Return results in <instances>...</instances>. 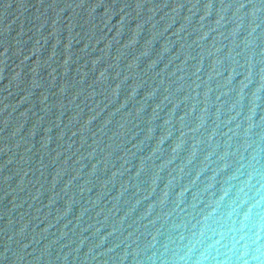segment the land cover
I'll return each mask as SVG.
<instances>
[{"label":"water","instance_id":"1","mask_svg":"<svg viewBox=\"0 0 264 264\" xmlns=\"http://www.w3.org/2000/svg\"><path fill=\"white\" fill-rule=\"evenodd\" d=\"M0 264H264V0H0Z\"/></svg>","mask_w":264,"mask_h":264}]
</instances>
